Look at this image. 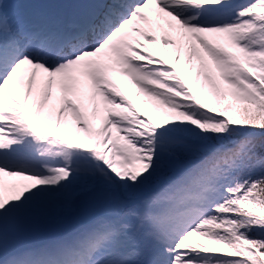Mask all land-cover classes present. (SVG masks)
<instances>
[{
	"label": "snow or ice",
	"instance_id": "snow-or-ice-1",
	"mask_svg": "<svg viewBox=\"0 0 264 264\" xmlns=\"http://www.w3.org/2000/svg\"><path fill=\"white\" fill-rule=\"evenodd\" d=\"M17 9L0 0V264H264V0Z\"/></svg>",
	"mask_w": 264,
	"mask_h": 264
},
{
	"label": "rangeland",
	"instance_id": "rangeland-1",
	"mask_svg": "<svg viewBox=\"0 0 264 264\" xmlns=\"http://www.w3.org/2000/svg\"><path fill=\"white\" fill-rule=\"evenodd\" d=\"M5 2L10 3V4H14L18 6V11L24 13V14H28L31 15L33 13L36 12H53V11H49V9H47V6L45 7L42 3L38 2V1H33L30 2V4H23L22 0H5ZM238 3H242L244 2V0H237ZM66 10V9H65ZM65 10L59 11V13L61 12H66ZM158 35H163L162 32H158ZM172 38H176L175 34L172 33L171 34ZM179 43V42H178ZM150 48L156 49L159 48L160 50H164V45L162 42H158L157 45H149ZM176 46L175 45H169L168 48L169 50L174 49ZM171 63L174 62V57L171 56ZM196 62V61H194ZM198 63V62H196ZM177 67L184 72L185 74V79L189 82L190 86L196 87V85L193 82V77L195 76V72L193 71L192 73H189L186 69L188 67H191V65H187L186 63V57L182 54V59L180 61V63L177 65ZM201 80L203 81V76L201 77ZM120 82H121V86L122 88L125 90V92L127 94L130 95V98L133 99L134 103H136L137 107L140 108L141 112H143L145 115L147 114H152L155 116V113H153L152 110V106L155 103H158L157 101H155L153 98L146 96L144 93H141L139 91V89L136 87V85L131 81L130 77H122L120 78ZM210 92V86L209 89L206 91L204 96H209V98L212 100L213 104H216V100L214 97H212L210 94H208ZM59 96L60 93L57 91L56 96L54 97L52 103H55L57 106H59L60 100H59ZM232 100L231 97H228L227 99L223 98V96H221V99L219 101L220 104H224L227 103L228 101ZM218 107V105H217ZM71 120V115L69 114L68 117ZM94 124L98 127L100 125V120L96 119L94 121ZM62 134L63 133L62 131ZM66 135L71 136L72 135V130L70 129L68 133H66ZM83 135V134H81ZM13 179V178H11ZM6 181H8L7 178H5ZM82 206V205H81ZM83 211L86 210L85 206L81 208ZM26 234L29 236L31 235L30 230L27 229ZM198 239H202V238H198Z\"/></svg>",
	"mask_w": 264,
	"mask_h": 264
},
{
	"label": "trees",
	"instance_id": "trees-1",
	"mask_svg": "<svg viewBox=\"0 0 264 264\" xmlns=\"http://www.w3.org/2000/svg\"><path fill=\"white\" fill-rule=\"evenodd\" d=\"M202 99H203L205 102L209 103L210 105L213 104V103H212V100L209 98V96H204V97H202Z\"/></svg>",
	"mask_w": 264,
	"mask_h": 264
},
{
	"label": "bare ground",
	"instance_id": "bare-ground-1",
	"mask_svg": "<svg viewBox=\"0 0 264 264\" xmlns=\"http://www.w3.org/2000/svg\"><path fill=\"white\" fill-rule=\"evenodd\" d=\"M161 51H164V50H161ZM165 54V59H168L169 60V62L171 63V56H169L168 54H167V52H165L164 53Z\"/></svg>",
	"mask_w": 264,
	"mask_h": 264
}]
</instances>
